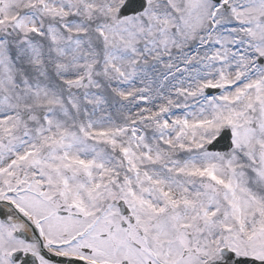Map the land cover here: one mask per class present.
<instances>
[{
    "label": "snow or ice",
    "instance_id": "snow-or-ice-1",
    "mask_svg": "<svg viewBox=\"0 0 264 264\" xmlns=\"http://www.w3.org/2000/svg\"><path fill=\"white\" fill-rule=\"evenodd\" d=\"M0 264H264V0H0Z\"/></svg>",
    "mask_w": 264,
    "mask_h": 264
}]
</instances>
